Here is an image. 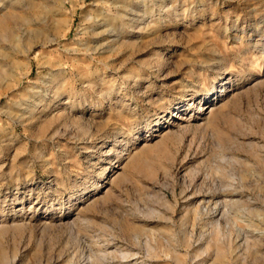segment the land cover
<instances>
[{
  "label": "rangeland",
  "instance_id": "rangeland-1",
  "mask_svg": "<svg viewBox=\"0 0 264 264\" xmlns=\"http://www.w3.org/2000/svg\"><path fill=\"white\" fill-rule=\"evenodd\" d=\"M9 3L0 264H264V0Z\"/></svg>",
  "mask_w": 264,
  "mask_h": 264
},
{
  "label": "bare ground",
  "instance_id": "bare-ground-1",
  "mask_svg": "<svg viewBox=\"0 0 264 264\" xmlns=\"http://www.w3.org/2000/svg\"><path fill=\"white\" fill-rule=\"evenodd\" d=\"M9 2V1H8ZM22 2H23V0H10V3H9V6H11V8H15L17 5H22ZM24 4V3H23ZM31 3L30 2H27V6H29ZM8 5V4H7ZM24 6V5H23ZM123 9V8H122ZM120 11V10H119ZM128 10H123V11H121V12H119V16L117 17V18H120V20H122L124 17H125V15L126 14H128ZM107 15V14H106ZM110 16V15H109ZM19 16L18 15H15L14 13H10V14H4L3 15V18L2 19H0V28H2L4 25V23L5 22H10V21H12L13 19H19L18 18ZM107 17H108V15H107ZM106 17V18H107ZM102 18V17H101ZM110 19H112L111 17H110ZM27 20V19H26ZM24 18H21V21H22V24L24 25L25 24V22L27 23V21H26ZM102 20H104V22L102 23V21H101V23L99 24V25H105V18H102ZM29 22V21H28ZM110 22V21H109ZM112 23H113V21H111ZM110 22V23H111ZM106 23H108V22H106ZM112 23L111 24H109V25H112ZM111 27V26H110ZM113 28V27H112ZM27 29V28H26ZM35 35V36H37V32H34V33H32V32H29L28 33V35H27V39L29 40V38L32 36V35ZM34 38H36V37H34ZM30 42H32L31 40H29ZM31 44V43H30ZM30 48H31V45H30V47H28L25 51H24V56L27 58V56H28V54H29V52H30ZM56 73V72H55ZM50 76L49 77H55L56 75H58V74H53V71H50V74H49ZM58 77V76H57ZM50 79V78H49ZM48 80V79H47ZM54 80V79H53ZM58 80V79H57ZM50 81L51 80H48L47 82L48 83H50ZM55 81V80H54ZM53 81V82H54ZM51 84H54V83H51ZM48 85H50V84H48ZM50 87V86H49ZM37 98V97H36ZM35 100V99H34ZM33 100V101H34ZM43 100V99H42ZM41 100H39L38 102H40ZM35 102V101H34ZM32 103L31 104V107L32 108H37V103ZM22 104V103H21ZM19 106H22V105H19ZM29 106V105H28ZM20 107H17V108H12L9 112H8V114L9 115H12V113H15V112H13V111H16V112H18V111H20V116H23L25 113H27V110H28V112H29V109H30V107L26 110V108H22V109H19ZM16 109V110H15ZM19 109V110H18ZM31 110H33V109H31ZM36 110V109H35ZM33 112V111H32ZM30 113V112H29ZM26 115V114H25ZM29 115V114H28ZM17 116V115H16ZM19 116V115H18ZM19 116V117H20ZM27 116V115H26ZM21 118V117H20ZM19 118V119H20ZM25 118V117H24ZM182 120H186V118H181ZM241 195V194H240ZM236 196H238V193L236 192V193H232V194H228V193H226V191L225 190H220L219 192H216L215 193V195L214 196H212L211 198H209V200L207 201V205L206 206H214L212 209H208V207H207V214H210V213H212V214H216V215H220V216H218V219H217V221H216V223H217V229H220V222H221V219L225 216V213H226V211H227V207L232 203V202H234V201H237L236 200V198H234V197H236ZM217 208V209H216ZM205 208H201L200 209V211L202 212L203 210H204ZM214 209V210H213ZM216 209V210H215ZM221 209V210H220ZM211 210H213V211H211ZM217 212V213H216ZM216 215H214V216H216ZM211 216V215H210ZM213 217V216H212ZM202 237V236H201Z\"/></svg>",
  "mask_w": 264,
  "mask_h": 264
}]
</instances>
